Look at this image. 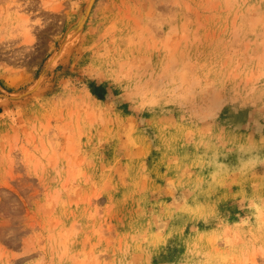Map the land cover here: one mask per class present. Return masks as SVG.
Listing matches in <instances>:
<instances>
[{
    "label": "rangeland",
    "instance_id": "rangeland-1",
    "mask_svg": "<svg viewBox=\"0 0 264 264\" xmlns=\"http://www.w3.org/2000/svg\"><path fill=\"white\" fill-rule=\"evenodd\" d=\"M252 261L264 0H0V264Z\"/></svg>",
    "mask_w": 264,
    "mask_h": 264
},
{
    "label": "bare ground",
    "instance_id": "bare-ground-1",
    "mask_svg": "<svg viewBox=\"0 0 264 264\" xmlns=\"http://www.w3.org/2000/svg\"><path fill=\"white\" fill-rule=\"evenodd\" d=\"M212 104H214V105H212V106H214V108H215V104H218V100H217V98H215L214 97V99L212 100ZM254 260V259H253ZM255 261V260H254ZM256 263V262H255ZM251 264H254V262L252 261V263Z\"/></svg>",
    "mask_w": 264,
    "mask_h": 264
}]
</instances>
